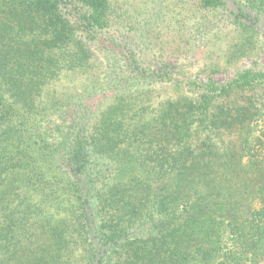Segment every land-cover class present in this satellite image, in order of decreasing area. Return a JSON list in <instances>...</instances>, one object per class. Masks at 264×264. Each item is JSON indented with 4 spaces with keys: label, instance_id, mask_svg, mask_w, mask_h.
<instances>
[{
    "label": "trees",
    "instance_id": "obj_1",
    "mask_svg": "<svg viewBox=\"0 0 264 264\" xmlns=\"http://www.w3.org/2000/svg\"><path fill=\"white\" fill-rule=\"evenodd\" d=\"M261 43L264 0H0V264H264V70L183 60Z\"/></svg>",
    "mask_w": 264,
    "mask_h": 264
},
{
    "label": "rangeland",
    "instance_id": "obj_2",
    "mask_svg": "<svg viewBox=\"0 0 264 264\" xmlns=\"http://www.w3.org/2000/svg\"><path fill=\"white\" fill-rule=\"evenodd\" d=\"M165 3H169V0H165ZM211 43L214 45L213 47H219L220 41H213ZM261 47L260 53L256 54L255 56L244 57L233 64L224 66L221 69L214 71H210L208 69L206 70V68H208L206 65L209 63L208 61H203L202 56L192 58L191 55V59L185 57L183 60H185L184 62H192V72L198 74L199 80L207 81L212 77L213 80L215 79L219 82H226L232 80L237 71H242L245 68L264 70V43H261ZM223 139H225V137ZM257 204L258 201H255L254 205L257 206Z\"/></svg>",
    "mask_w": 264,
    "mask_h": 264
}]
</instances>
